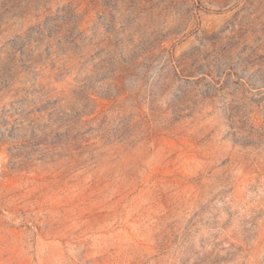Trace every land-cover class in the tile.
<instances>
[{"label":"rangeland","instance_id":"374dc122","mask_svg":"<svg viewBox=\"0 0 264 264\" xmlns=\"http://www.w3.org/2000/svg\"><path fill=\"white\" fill-rule=\"evenodd\" d=\"M0 264H264V0H0Z\"/></svg>","mask_w":264,"mask_h":264}]
</instances>
